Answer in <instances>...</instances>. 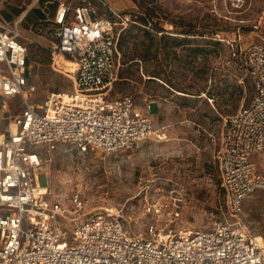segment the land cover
I'll use <instances>...</instances> for the list:
<instances>
[{"label": "built area", "instance_id": "obj_1", "mask_svg": "<svg viewBox=\"0 0 264 264\" xmlns=\"http://www.w3.org/2000/svg\"><path fill=\"white\" fill-rule=\"evenodd\" d=\"M130 19L106 0L61 3L52 51L55 62L60 55L74 62L75 90L36 102L22 18L0 16V101L6 109L8 99L19 97L22 105L0 134V264H264V239L241 216L247 197L264 190V168L256 160L264 153V42L240 49L253 95L227 121L218 155L226 211L210 228L182 225V209L167 195L146 201L143 212L151 220L144 233L112 213L85 217L80 192L69 204L49 198L45 164L60 144L79 155L111 154L154 131L151 102L139 110L132 95L110 93ZM42 174L47 184H39Z\"/></svg>", "mask_w": 264, "mask_h": 264}, {"label": "rangeland", "instance_id": "obj_2", "mask_svg": "<svg viewBox=\"0 0 264 264\" xmlns=\"http://www.w3.org/2000/svg\"><path fill=\"white\" fill-rule=\"evenodd\" d=\"M108 2L134 11L139 23L149 18V28L129 22L122 31V65L110 93L132 95L139 110L151 102L154 131L111 154L79 155L74 146L60 144L45 164L49 198L69 204L80 192L85 217L112 213L132 232L144 233L151 220L143 212L146 201L167 195L180 205L182 225L210 228L226 211L218 155L227 121L253 95L251 80L232 50L264 42V0ZM17 14L11 0H0L2 17L12 22ZM36 17L34 10L21 29L28 41L30 80L38 88L35 101L40 102L52 92H72L75 85L71 71L64 70L69 62L54 60L51 25L31 28ZM3 104L2 133L22 108L19 97L8 99L6 109ZM256 160L264 168V153ZM38 182L47 184V175ZM241 216L253 233L264 236V190L247 197Z\"/></svg>", "mask_w": 264, "mask_h": 264}, {"label": "crops", "instance_id": "obj_3", "mask_svg": "<svg viewBox=\"0 0 264 264\" xmlns=\"http://www.w3.org/2000/svg\"><path fill=\"white\" fill-rule=\"evenodd\" d=\"M67 1H69V0H11L12 5L18 10V14L15 18H13V21L18 19V18H22V22H23L32 11L36 10L38 17L35 18V21L32 24L31 28H34L35 27L34 24L36 22H39V21H43V22H47V23L50 22V25L52 28V26H53L52 23H53L54 17L57 13V10H58L60 4L67 2ZM106 1L108 2V0H106ZM109 5H110V3H109ZM126 9H128V8L115 9V10L125 11ZM2 18H4V17H2ZM7 21H9V20H7ZM22 22H21V24H22ZM15 98H17V97H12L10 99H15ZM3 128H4V126H2V124H0V134H2ZM5 130H7V129H5Z\"/></svg>", "mask_w": 264, "mask_h": 264}, {"label": "trees", "instance_id": "obj_4", "mask_svg": "<svg viewBox=\"0 0 264 264\" xmlns=\"http://www.w3.org/2000/svg\"><path fill=\"white\" fill-rule=\"evenodd\" d=\"M126 13H130L131 14V19H130V23L134 24V23H137V24H140L141 26L145 27V28H149L150 27V22H149V18L147 16L145 17H142L141 18V22L139 23L137 20H136V14L134 11H124ZM47 22H43V21H39V22H36L34 25L35 27L34 28H39V29H42V27L46 24ZM50 25V22L48 23ZM158 33H161L163 32L162 29H156ZM148 35L150 36L151 34L148 33ZM121 45H122V41H121V38H120V41H119V46H120V49H121ZM241 49V48H240ZM240 49L239 48H235L233 47V50H232V53L235 54V56H237V58L239 59L240 63H241V59H240V56H239V53H240ZM134 59V57L131 58V60ZM242 65V63H241ZM243 66V65H242Z\"/></svg>", "mask_w": 264, "mask_h": 264}, {"label": "bare ground", "instance_id": "obj_5", "mask_svg": "<svg viewBox=\"0 0 264 264\" xmlns=\"http://www.w3.org/2000/svg\"><path fill=\"white\" fill-rule=\"evenodd\" d=\"M58 58H63V59H65L66 61H68L69 62V66L67 67V68H65L64 70H66V71H73L74 69H75V64H74V62H72V61H70V60H68V59H66V58H64L63 56H57L56 57V63H57V59ZM259 236V239H260V241L262 242L263 241V239H264V236L263 235H258Z\"/></svg>", "mask_w": 264, "mask_h": 264}]
</instances>
